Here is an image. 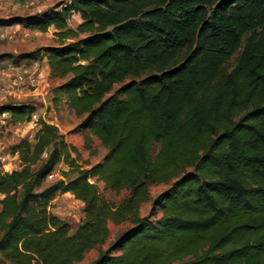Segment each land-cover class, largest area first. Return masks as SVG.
<instances>
[{
	"label": "trees",
	"instance_id": "1",
	"mask_svg": "<svg viewBox=\"0 0 264 264\" xmlns=\"http://www.w3.org/2000/svg\"><path fill=\"white\" fill-rule=\"evenodd\" d=\"M60 5L11 20L53 27L57 37L15 58H45L48 77L60 80L52 107L65 103L80 119L91 156L92 136L105 152L78 163V149L42 118L31 141L9 147L19 168L0 167L1 257L76 264L97 248L89 264H264V0ZM35 111L29 102L0 104L12 124ZM62 163V178L44 185ZM98 182L127 195L111 205ZM151 184L167 186L151 198ZM64 193L82 203L72 233L50 210ZM109 223L125 225L101 248Z\"/></svg>",
	"mask_w": 264,
	"mask_h": 264
},
{
	"label": "rangeland",
	"instance_id": "2",
	"mask_svg": "<svg viewBox=\"0 0 264 264\" xmlns=\"http://www.w3.org/2000/svg\"><path fill=\"white\" fill-rule=\"evenodd\" d=\"M63 2H67V0H0V104L5 102H29L36 107V111L33 113L35 115H32L29 121L18 124H12L9 121L7 113L0 114V157H6L5 161L0 163L2 169L5 166V168L12 170L17 166V161L11 159L12 155L9 153V147L22 138H27L31 141L37 128L36 122L39 118L56 125L59 131L65 135L66 141L78 149V157L76 158L78 163L83 165L88 162L94 163L105 152L99 141L92 136L91 148H95L96 156H91L84 149L83 136L76 128L80 119L75 117L65 103H61V106L57 110L52 107L50 102V87L59 83L60 80H51L48 77V73L39 76L38 71L33 72L34 67L37 70L42 69L46 65V61H43V64L42 62L37 64L34 61H18L15 58L16 55L22 52L54 45L57 43V37L54 35L55 29L53 27H50L46 32H40L28 29L23 23H10L11 20L46 13L53 8L61 6L60 4ZM79 21V15L73 14L68 20V26L75 28ZM17 75H23L22 80L18 79ZM30 76L36 79L34 85L29 82ZM34 89L39 93L33 94ZM62 170H68V166L63 163L58 165L52 173V177L46 178L44 185L62 178ZM72 176L73 174L70 173L65 179ZM97 185L100 196L111 205L119 204L127 195L126 189L116 193L103 189L101 182H98ZM166 186V184H151L149 186L150 197H154ZM149 209L150 204L146 203L142 205L140 212L142 215H145ZM50 210L56 216L69 223L71 233L84 215L82 203L67 193L56 195L51 203ZM124 225L109 223V238L100 247L105 248L107 243L124 228ZM96 254L97 248L86 253L84 259L76 264H89ZM0 264L11 263L0 255ZM173 264H177V262Z\"/></svg>",
	"mask_w": 264,
	"mask_h": 264
},
{
	"label": "crops",
	"instance_id": "3",
	"mask_svg": "<svg viewBox=\"0 0 264 264\" xmlns=\"http://www.w3.org/2000/svg\"><path fill=\"white\" fill-rule=\"evenodd\" d=\"M43 61H46L45 58L40 59V60H37V61H34V62L37 63V64H39V63L42 62V64H43ZM45 66H46V65H45ZM45 66H43V68L40 69V70H37V68L34 67L33 72H37V71H38L39 76H40V75H43V74H47V73H48V70H47V67H45ZM38 93H39V92H37L36 89H34L33 94H38ZM11 155H12V154H11ZM11 159L17 161V166H16L14 169H18V168H19V159H18V156H17L16 154H15V155H12V156H11ZM3 169H4L5 171H10V170H11V169H7V168H5V166H3ZM64 194H66V193H64ZM67 194H70V193H67Z\"/></svg>",
	"mask_w": 264,
	"mask_h": 264
},
{
	"label": "built area",
	"instance_id": "4",
	"mask_svg": "<svg viewBox=\"0 0 264 264\" xmlns=\"http://www.w3.org/2000/svg\"><path fill=\"white\" fill-rule=\"evenodd\" d=\"M18 76V75H17ZM22 78H23V75H19L18 76V79H20V80H22ZM16 82V81H15ZM29 82L32 84V85H34L35 83H36V79L33 77V76H30L29 77ZM11 87H13V86H11ZM33 116L35 115V114H32ZM5 158L6 157H0V163H2V162H4L5 161ZM52 173L48 176V177H52Z\"/></svg>",
	"mask_w": 264,
	"mask_h": 264
}]
</instances>
